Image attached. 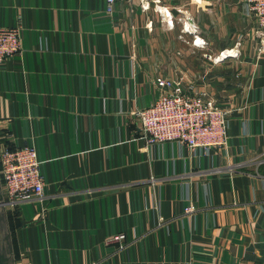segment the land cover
Instances as JSON below:
<instances>
[{"label": "crops", "instance_id": "obj_1", "mask_svg": "<svg viewBox=\"0 0 264 264\" xmlns=\"http://www.w3.org/2000/svg\"><path fill=\"white\" fill-rule=\"evenodd\" d=\"M148 6L0 0V26L24 25L23 54L0 72V149L33 143L46 183L42 203L0 209L11 264H264L257 22L244 0ZM158 76L231 108L227 150L146 145L134 112ZM118 233L136 238L122 252Z\"/></svg>", "mask_w": 264, "mask_h": 264}, {"label": "built area", "instance_id": "obj_2", "mask_svg": "<svg viewBox=\"0 0 264 264\" xmlns=\"http://www.w3.org/2000/svg\"><path fill=\"white\" fill-rule=\"evenodd\" d=\"M116 1L105 0L106 12L111 16L115 13ZM125 1L131 4L135 0ZM151 1L139 0L143 10ZM244 1L247 16L256 20L257 33L264 39V0ZM129 10L134 12L132 6ZM23 32L22 20L15 26H0V72L9 60L23 54ZM155 85L157 98L147 108L134 112L140 120L142 138L147 146L174 142L191 150L194 156L229 148L231 110L219 108L207 93L199 92L193 86L184 89L171 78L158 76ZM42 165L33 143L0 149V178L6 208L15 209L23 203H42L45 200ZM193 212V205L185 209V213ZM135 240L129 239L125 233H118L110 237L108 243L117 244V252H122Z\"/></svg>", "mask_w": 264, "mask_h": 264}, {"label": "water", "instance_id": "obj_3", "mask_svg": "<svg viewBox=\"0 0 264 264\" xmlns=\"http://www.w3.org/2000/svg\"><path fill=\"white\" fill-rule=\"evenodd\" d=\"M0 209L6 210V202L4 198V194L2 191V184H1V178H0ZM6 245L0 246V264H11V245L9 242L8 236L6 237Z\"/></svg>", "mask_w": 264, "mask_h": 264}, {"label": "rangeland", "instance_id": "obj_4", "mask_svg": "<svg viewBox=\"0 0 264 264\" xmlns=\"http://www.w3.org/2000/svg\"><path fill=\"white\" fill-rule=\"evenodd\" d=\"M208 92H209V91H208ZM217 106H218L219 108H221V109L231 110L230 107H228V106H223V105H220V104H218V103H217Z\"/></svg>", "mask_w": 264, "mask_h": 264}]
</instances>
